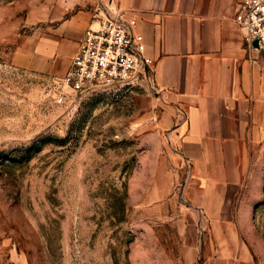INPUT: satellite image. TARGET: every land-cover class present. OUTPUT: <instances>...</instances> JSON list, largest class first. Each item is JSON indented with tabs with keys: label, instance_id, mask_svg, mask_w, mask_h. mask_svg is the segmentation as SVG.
I'll use <instances>...</instances> for the list:
<instances>
[{
	"label": "rangeland",
	"instance_id": "374dc122",
	"mask_svg": "<svg viewBox=\"0 0 264 264\" xmlns=\"http://www.w3.org/2000/svg\"><path fill=\"white\" fill-rule=\"evenodd\" d=\"M108 1L0 0V264H199L178 113L150 80L49 95L80 39L68 21ZM242 194L264 264V130Z\"/></svg>",
	"mask_w": 264,
	"mask_h": 264
},
{
	"label": "crops",
	"instance_id": "0c3cea01",
	"mask_svg": "<svg viewBox=\"0 0 264 264\" xmlns=\"http://www.w3.org/2000/svg\"><path fill=\"white\" fill-rule=\"evenodd\" d=\"M238 2L109 0L103 8L136 21L153 61L150 82L178 113L175 140L188 166L179 204L192 211L188 248L199 264H262L242 192L264 130V59L235 22ZM91 23L84 14L65 26L81 29L73 57Z\"/></svg>",
	"mask_w": 264,
	"mask_h": 264
},
{
	"label": "built area",
	"instance_id": "2783aa9c",
	"mask_svg": "<svg viewBox=\"0 0 264 264\" xmlns=\"http://www.w3.org/2000/svg\"><path fill=\"white\" fill-rule=\"evenodd\" d=\"M235 22L250 48L264 52V0H238ZM136 21L124 12L100 10L92 18L65 76L49 92L64 105L68 96L83 97L117 86L150 80L153 61L145 55L144 37L134 32Z\"/></svg>",
	"mask_w": 264,
	"mask_h": 264
},
{
	"label": "water",
	"instance_id": "95a60500",
	"mask_svg": "<svg viewBox=\"0 0 264 264\" xmlns=\"http://www.w3.org/2000/svg\"><path fill=\"white\" fill-rule=\"evenodd\" d=\"M254 47L258 48V43L257 42L254 43Z\"/></svg>",
	"mask_w": 264,
	"mask_h": 264
}]
</instances>
